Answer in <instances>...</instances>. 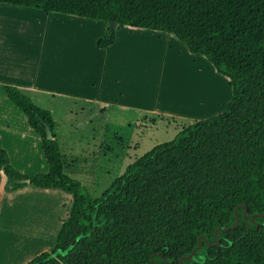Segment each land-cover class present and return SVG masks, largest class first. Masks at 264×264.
<instances>
[{
  "label": "trees",
  "instance_id": "obj_1",
  "mask_svg": "<svg viewBox=\"0 0 264 264\" xmlns=\"http://www.w3.org/2000/svg\"><path fill=\"white\" fill-rule=\"evenodd\" d=\"M45 14L167 33L229 81L223 112L194 121L135 160L96 199L63 172L50 111L14 86L8 100L41 138L45 173L26 176L0 149L6 192L31 185L73 197L50 251L26 264H264V0H0ZM49 128L52 139L46 138ZM246 210L245 221L243 214ZM239 219L237 227L232 229ZM219 242V243H217ZM203 253V259L198 256Z\"/></svg>",
  "mask_w": 264,
  "mask_h": 264
},
{
  "label": "rangeland",
  "instance_id": "obj_2",
  "mask_svg": "<svg viewBox=\"0 0 264 264\" xmlns=\"http://www.w3.org/2000/svg\"><path fill=\"white\" fill-rule=\"evenodd\" d=\"M53 17L57 16L0 15V81L30 83L59 76L72 83L82 77L69 68L77 67L80 55L96 53L99 31L93 23L98 24L82 20L89 23L85 26L79 18L68 24ZM114 32V46L101 54L102 75L90 76L91 82H100V89L79 87L88 96L100 94L101 108L79 99L53 100L52 96L25 93L35 105L51 111L56 123L69 118L75 127L83 125V132L73 134L77 139L85 137L80 147L88 162L77 169L96 164L99 149L95 147L102 143L96 178L84 173L73 177L92 199L99 198L127 166L156 145L171 141L194 121L223 112L231 97L228 79L217 74L204 57L190 55L172 35L126 26H117ZM158 36L164 41H156ZM1 118H6L11 133L31 142L25 117L0 87ZM31 157L38 161L39 155L32 153ZM14 164L39 166V162ZM64 174L71 176L67 171ZM198 259H203V253Z\"/></svg>",
  "mask_w": 264,
  "mask_h": 264
},
{
  "label": "crops",
  "instance_id": "obj_3",
  "mask_svg": "<svg viewBox=\"0 0 264 264\" xmlns=\"http://www.w3.org/2000/svg\"><path fill=\"white\" fill-rule=\"evenodd\" d=\"M8 14H31L32 16L47 17L49 15H54L57 17L53 18H57L68 24L78 19V17L75 16L54 13L45 14L42 11L32 8L0 4V15ZM79 19L85 26H88V21H92L82 18ZM82 20H86L87 22H83ZM96 23L98 25L93 23V26L95 28L98 26L97 29L99 33L97 39L99 40L106 35L107 28H104L102 22ZM83 24L80 23L78 26ZM159 34L163 33L160 32ZM161 36H158L155 40L161 41ZM163 41L164 39H162L161 42ZM112 46H114V44ZM102 51L104 50H99L97 48L96 53L93 55H80L77 67L72 66L69 70L73 74L74 72L80 73L82 77L73 79L72 83H67L63 77L55 76L51 79L42 78V80H40V77L30 83L21 81H0V87L2 89L4 85L14 86L26 94L31 92L40 93L42 96H52L53 100L56 97L60 99H79L85 101V103L91 105L95 104L97 107L101 108L102 99L100 94L88 96L86 93L79 90V87L92 90L100 89V82H91L90 76L92 74L102 75ZM50 113L52 114L55 124L56 138L59 144L60 153L64 159L63 172L67 171L72 179L75 174L80 173L96 178L97 174L100 173V166L97 165V162L101 160L100 148L102 143H99L95 147V149H99L96 164L93 163L92 168L87 164L86 166L82 165V169H77V165L80 166L81 164L88 162V157H85L84 150L80 147V143L83 142L85 137L77 139L73 134L74 132H83V125H81V129H79L73 125L69 118L61 120L60 123H56L53 113L51 111ZM10 127L11 126L6 121V118L0 119V149H3L7 153L10 165L26 176H33L42 171L45 173L47 171V162L42 152L40 136L28 125L29 134H31L32 138L31 142H28L25 139L26 136L24 137L21 134L11 133ZM92 131L95 132V130ZM27 132L28 131L24 129L23 133L26 134ZM32 146L34 147V151L29 150ZM64 148L66 149V152L62 153V149ZM32 153H38V161L31 157ZM22 162H39V166L25 168V166L18 167L14 164ZM29 169H39L36 170L39 172H30ZM5 185L6 177L0 170V264H26L42 252L50 251L52 249L63 225L69 219L73 207V197L59 189L38 188L31 185L19 188L13 192H6Z\"/></svg>",
  "mask_w": 264,
  "mask_h": 264
},
{
  "label": "water",
  "instance_id": "obj_4",
  "mask_svg": "<svg viewBox=\"0 0 264 264\" xmlns=\"http://www.w3.org/2000/svg\"><path fill=\"white\" fill-rule=\"evenodd\" d=\"M108 26H109L110 31H111V32H114L115 27L117 26V24L114 23V22H110V23L108 24ZM46 138H47V139H52V134H51V132H50V130H49L48 127L46 128ZM245 218H246V210H245V212H244V214H243V219H244V221H245ZM238 224H239V219H238V217L236 216V222H235V225L232 227V229H234L235 227H237ZM217 243H219V242H217ZM200 247H201V241H200V238H199V239H198V246H197V247H196V248H195V249H194V250H193L188 256H186V257L180 259V264H183V262H184L185 260H190V259H192L193 256L195 255V253L197 252V250L200 249Z\"/></svg>",
  "mask_w": 264,
  "mask_h": 264
}]
</instances>
